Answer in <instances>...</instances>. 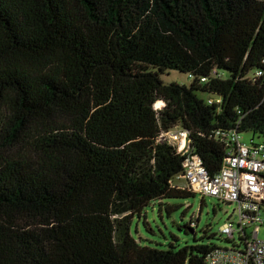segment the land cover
Instances as JSON below:
<instances>
[{
    "label": "trees",
    "instance_id": "1",
    "mask_svg": "<svg viewBox=\"0 0 264 264\" xmlns=\"http://www.w3.org/2000/svg\"><path fill=\"white\" fill-rule=\"evenodd\" d=\"M174 127L210 176L216 130L264 145V0H0V264H204L217 246L129 234L145 206L194 195L156 141Z\"/></svg>",
    "mask_w": 264,
    "mask_h": 264
},
{
    "label": "built area",
    "instance_id": "2",
    "mask_svg": "<svg viewBox=\"0 0 264 264\" xmlns=\"http://www.w3.org/2000/svg\"><path fill=\"white\" fill-rule=\"evenodd\" d=\"M207 102L219 104L220 100L210 98ZM213 136L226 151L213 176L190 147L187 130L174 127L161 132L156 141L174 147L183 159V170L176 178L185 181V189L234 207L236 219H227L218 234L232 241V246L215 247L205 256L204 264H264V241L258 239L264 225V145L254 139L244 144L237 128L216 130Z\"/></svg>",
    "mask_w": 264,
    "mask_h": 264
},
{
    "label": "rangeland",
    "instance_id": "3",
    "mask_svg": "<svg viewBox=\"0 0 264 264\" xmlns=\"http://www.w3.org/2000/svg\"><path fill=\"white\" fill-rule=\"evenodd\" d=\"M160 80L165 84L177 83L189 86L190 80L184 74L177 71H168L160 75ZM198 98H214L212 95L196 93ZM162 103V102H161ZM162 106V105H161ZM160 106L154 108H158ZM254 137V138H253ZM257 142L258 135L250 132H241L240 141L248 144L251 139ZM172 183L178 188H184V180L173 177ZM158 202H152L145 206L140 216H134L130 224V236L140 245L152 248L167 249L173 246L176 250L187 244H208L217 247L229 248L232 241H227L219 234L221 227L226 224L227 219H236V214L232 215L233 205H226L217 199L202 198L200 195H191L187 198H169ZM191 218L189 226L193 233H183L182 227ZM207 230L204 235V231ZM258 239L264 241V225L259 228ZM194 240H196L194 242ZM235 242H238L235 236Z\"/></svg>",
    "mask_w": 264,
    "mask_h": 264
},
{
    "label": "bare ground",
    "instance_id": "4",
    "mask_svg": "<svg viewBox=\"0 0 264 264\" xmlns=\"http://www.w3.org/2000/svg\"><path fill=\"white\" fill-rule=\"evenodd\" d=\"M161 105L163 106V103H161L160 101L159 102H157V104L155 105L156 107L157 106H160L161 107ZM160 107H158V108H160Z\"/></svg>",
    "mask_w": 264,
    "mask_h": 264
},
{
    "label": "water",
    "instance_id": "5",
    "mask_svg": "<svg viewBox=\"0 0 264 264\" xmlns=\"http://www.w3.org/2000/svg\"><path fill=\"white\" fill-rule=\"evenodd\" d=\"M189 232L193 233V229H191Z\"/></svg>",
    "mask_w": 264,
    "mask_h": 264
}]
</instances>
